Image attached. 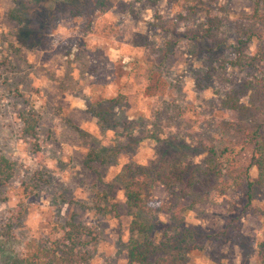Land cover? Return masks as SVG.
Here are the masks:
<instances>
[{"label":"rangeland","instance_id":"1","mask_svg":"<svg viewBox=\"0 0 264 264\" xmlns=\"http://www.w3.org/2000/svg\"><path fill=\"white\" fill-rule=\"evenodd\" d=\"M252 6L0 0V167L10 174L0 175V264H20L57 244L69 223L93 231L76 239V261L131 264L140 221L154 220L169 234L178 223L199 233L189 264H263L264 188L254 185L248 196L232 187L216 196L219 178L209 167L210 149L226 143L219 123L233 117L223 99L243 73L229 64V48L186 34L212 16L220 35L235 40L236 24ZM24 14L26 20L17 17ZM254 102L248 92L241 98ZM259 132L264 147V125ZM164 163L187 167L169 187L152 177ZM141 173L153 178L145 200L159 212L128 207L125 177ZM258 175L252 167L251 178ZM229 221L230 235L202 236Z\"/></svg>","mask_w":264,"mask_h":264},{"label":"trees","instance_id":"2","mask_svg":"<svg viewBox=\"0 0 264 264\" xmlns=\"http://www.w3.org/2000/svg\"><path fill=\"white\" fill-rule=\"evenodd\" d=\"M253 6L249 14L243 16L236 24V39L227 41L222 34L220 21L216 17L209 16L201 30L189 29L186 31L191 40L207 38L216 47L230 49L233 55L229 60L232 67L239 68L243 73V80L232 88L223 102L227 105L233 117L222 120L219 123L221 132L227 135L226 143L219 152L210 149L211 160L209 167L218 175V183L213 194L220 196L235 187L242 192L251 195L254 185L264 188V147L261 144L259 127L264 125V0H252ZM16 12V11H15ZM17 14V12H16ZM21 20L24 18L17 16ZM30 37L26 31L19 36L22 42ZM260 43L254 51L251 43ZM246 92L252 95V104H242L241 98ZM28 129V128H27ZM30 132V129L27 130ZM248 155V158L243 160ZM2 161V160H1ZM5 161L2 165L5 166ZM9 164V163H8ZM258 170V177L253 180L250 176L252 167ZM1 178L8 179L5 169L0 167ZM184 164L164 163L163 166L152 176L157 184L169 187L179 182L186 173ZM147 173L130 175L125 177V195L130 209L138 213L152 214L153 211H161L150 206L145 200L146 187L153 179ZM232 220V219H231ZM139 234L142 239L134 241L129 253L131 264H189V254L195 247L193 241L199 237L196 230L189 229L181 223L175 225V233L169 234L164 223L158 220L140 221ZM60 242L50 243L33 254L32 258L19 259L20 264H82L80 258L76 261V239L82 235L92 236L93 231L89 227H80L73 223L65 225ZM235 228L233 221L217 234L202 235L207 239L215 236H228ZM264 250V242L262 243ZM165 253L155 261L150 260L155 253ZM15 257L11 255L9 262L14 263ZM264 264V251L261 256Z\"/></svg>","mask_w":264,"mask_h":264}]
</instances>
